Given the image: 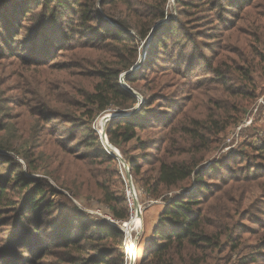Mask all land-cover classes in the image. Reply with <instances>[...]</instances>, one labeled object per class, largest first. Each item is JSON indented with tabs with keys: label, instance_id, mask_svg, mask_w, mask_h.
I'll list each match as a JSON object with an SVG mask.
<instances>
[{
	"label": "trees",
	"instance_id": "16d2710c",
	"mask_svg": "<svg viewBox=\"0 0 264 264\" xmlns=\"http://www.w3.org/2000/svg\"><path fill=\"white\" fill-rule=\"evenodd\" d=\"M176 2L187 4L186 0ZM227 2L243 7L250 0ZM167 5L168 0H0V43L4 49L19 50L16 55L33 67L44 64L60 49L77 50L75 54H80L83 62L78 75L91 79L90 88L83 81L75 85L67 83L70 96L75 93L74 99L67 102L74 110L55 108L53 93L49 94L51 104L47 110H40L42 114L48 113L45 125L52 119H65L77 126V131L66 138L70 142L77 140L87 150L79 155L64 146L65 154L57 166H53L57 161L53 153L45 155V167L40 160L32 164L30 150L44 131L49 133L48 129L40 122H20L19 116L6 112L7 102L0 97V264H126L124 233L119 227L95 221L68 198L57 201L56 196H65L64 192L44 178L32 176H50L73 197L97 192L99 201L114 218H128L119 161L105 149L92 123L99 115L116 112L106 124L107 136L119 148L134 180V171H141L140 158L126 159L122 151L126 153V146L136 139L139 149L154 147L142 141L139 132L157 121L162 125L163 118L157 120L160 111L152 99L147 98L138 108L139 99L123 88L119 80L122 73L136 64L140 53L138 42L149 34H153L152 39L159 35ZM107 17L123 28H135L137 36L111 29ZM24 20H29V24L22 23ZM94 52L102 55L88 56ZM260 57L261 54H239L237 58L221 57L215 66L210 64L209 71L218 87L213 88L217 93L213 96L204 92L209 99L205 112L192 119H172L165 125L167 131L159 146L163 154L157 159L158 166L153 173L145 172L140 178L147 195L165 205L139 264H228L242 246L235 216L204 208L207 193L214 191L205 177L214 173L215 168L229 170L222 161L206 165V157L213 143L238 122L250 105L254 94L247 86L253 82L252 75L262 61ZM135 72L126 76L128 83H132L131 75ZM127 111L132 112L126 114ZM78 131H83L80 138ZM12 154L27 162L29 176ZM69 156L73 159H67ZM100 157L102 161L96 162ZM104 162L113 164L110 173L120 181L121 189L111 181L107 170L93 167ZM134 183L137 185L136 180ZM225 209L232 211L230 206ZM44 213L45 248L35 243V238L40 241L42 236L30 219L32 214L41 219ZM259 242L258 248L241 260L242 264L259 261L264 238H259Z\"/></svg>",
	"mask_w": 264,
	"mask_h": 264
},
{
	"label": "rangeland",
	"instance_id": "374dc122",
	"mask_svg": "<svg viewBox=\"0 0 264 264\" xmlns=\"http://www.w3.org/2000/svg\"><path fill=\"white\" fill-rule=\"evenodd\" d=\"M185 3L187 4L181 5L176 0H168L166 18L160 23L162 25L159 35L152 39L153 34H149L146 39L138 42L140 53L136 64L131 70L120 75L121 86L132 91L139 99L138 108L148 98L154 101L155 108L160 111L157 120L162 117L160 120L163 124L159 125L160 121H157L158 123H154L152 127L139 132V138L154 147L139 149L140 143L136 139L126 146V153L120 149L126 159L140 158L138 162L141 171H134L133 175L137 181L135 185L144 189L140 178L145 172L153 173L158 166L157 159L163 154L160 147L168 121L199 117L205 112L209 100L205 93L211 94L209 96L217 94L213 88L218 87V84L212 79L209 65L215 66L221 57L237 58L239 54H261L260 66L252 75V84L247 86L254 94L250 105L240 115L238 122L229 126L220 135V140L213 143V149L206 157V165L222 161L229 166V170L215 168L214 173L205 177L214 187V191L207 193L204 208L213 213L223 210V215L235 216L234 219L239 224L236 233L242 238V246L232 255V260L228 264H242L241 260H245L252 249L258 248L259 238H264V152L260 150L264 149V0H250L243 7L233 5L227 0H186ZM99 9L102 11L101 7ZM27 18L30 16L27 15ZM112 20L107 17L111 29L137 36L135 28H123ZM23 22L25 25L29 24V20ZM12 50V47L4 49L0 43V97L7 102L6 112L19 116L18 119L22 123L40 122V125L46 126L49 132L47 134L44 131L41 138L36 141L35 147L32 146L30 150L32 164L40 160L45 167V155L53 153V158L57 160L53 166H57L65 154L62 151L64 146L73 150L75 154H85L86 148L77 140L70 142L66 138L70 132L77 131V126L65 122V119H52L45 125V114L48 113L40 112L47 110L51 104L50 93H53L55 98V108L61 111L67 108L74 110L68 107L67 102L74 99L75 93L73 97L70 96L68 92L71 88L67 83L75 85L83 81L84 85L90 88L91 79L78 75L81 70L79 65L83 63L80 54H75L78 51L60 49L44 64L33 67L22 60L20 55H16V51L19 50ZM89 55L95 57L102 54L94 52ZM134 71L136 72L131 75L132 83H128L126 76ZM206 88H209L208 91L204 90ZM112 111L99 115L96 119ZM95 120L92 123L94 130ZM81 132L83 131L77 132L79 138ZM11 157L23 165L25 174L29 176L27 162L19 155L12 154ZM67 159L73 157L69 156ZM97 160L96 162H101L102 158ZM93 167L100 171L107 170L115 186L122 188L117 177L110 173L114 168L113 164L104 162ZM32 177H42L56 189L63 191L65 196H56L57 201H66L65 198H68L82 210L90 213L95 221L109 222L97 213L101 212L104 216L108 210L99 201L97 192L92 196L73 197L71 192L60 188L50 176L35 174ZM92 189L95 190L94 185ZM12 196L14 197V194ZM141 200L147 208L143 212V225L137 226L134 231L138 243L135 264H139L144 257V247L150 238L144 233L147 209L159 204H163L164 208L165 205L162 200H154L147 194L143 195ZM148 202L152 203L148 205ZM225 206L232 207V211L229 212ZM30 219L35 222L42 236L40 241L35 238V243L45 248V213L41 219L33 214L30 215ZM19 235L21 233L16 236ZM261 250L259 261L247 264H264V248Z\"/></svg>",
	"mask_w": 264,
	"mask_h": 264
},
{
	"label": "built area",
	"instance_id": "2783aa9c",
	"mask_svg": "<svg viewBox=\"0 0 264 264\" xmlns=\"http://www.w3.org/2000/svg\"><path fill=\"white\" fill-rule=\"evenodd\" d=\"M111 115V117H110ZM112 113L105 115L99 119H96L94 122V128L97 132L99 138L102 141L103 146L105 149L119 161L120 166V173L122 179L125 184V196L129 208V216L126 220H119L112 216L109 210H106V214L103 216L104 219L108 220L110 223L115 224L119 227L124 233V241H125V261L126 264H135L136 261V249H137V240L134 237V231L137 229V226L143 225V212L146 210L147 206H145L141 197L146 195V191L137 187L133 181L132 175L129 176V167L125 160L123 159L121 152L111 144L108 139L107 132H106V124L112 118ZM101 119V120H100ZM98 120H100L98 124ZM98 124V125H97ZM150 205L152 202H148ZM107 208V207H106ZM108 209V208H107Z\"/></svg>",
	"mask_w": 264,
	"mask_h": 264
},
{
	"label": "crops",
	"instance_id": "0c3cea01",
	"mask_svg": "<svg viewBox=\"0 0 264 264\" xmlns=\"http://www.w3.org/2000/svg\"><path fill=\"white\" fill-rule=\"evenodd\" d=\"M149 207V206H148ZM163 209V204H159V205H154V206H150V208L147 209L146 211V216H145V229H144V233L145 236L150 237L152 234V231L155 227V224L157 222V218L158 215L160 214V212ZM145 249V247H144Z\"/></svg>",
	"mask_w": 264,
	"mask_h": 264
},
{
	"label": "water",
	"instance_id": "95a60500",
	"mask_svg": "<svg viewBox=\"0 0 264 264\" xmlns=\"http://www.w3.org/2000/svg\"><path fill=\"white\" fill-rule=\"evenodd\" d=\"M136 67V66H135ZM110 117H111V115H110ZM112 117H113V115H112ZM129 176H131V173L129 172ZM131 181H132V184H133V180L131 179Z\"/></svg>",
	"mask_w": 264,
	"mask_h": 264
}]
</instances>
